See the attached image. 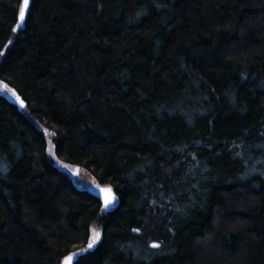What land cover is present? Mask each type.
<instances>
[{
	"label": "trees",
	"instance_id": "16d2710c",
	"mask_svg": "<svg viewBox=\"0 0 264 264\" xmlns=\"http://www.w3.org/2000/svg\"><path fill=\"white\" fill-rule=\"evenodd\" d=\"M21 5L0 0V264H264V0H30L15 31Z\"/></svg>",
	"mask_w": 264,
	"mask_h": 264
},
{
	"label": "water",
	"instance_id": "95a60500",
	"mask_svg": "<svg viewBox=\"0 0 264 264\" xmlns=\"http://www.w3.org/2000/svg\"><path fill=\"white\" fill-rule=\"evenodd\" d=\"M22 3H23V0H22ZM21 6H22V5H21ZM29 7H30V0H29L28 8H27L26 13H25V18H26L27 12H28V10H29ZM25 18H24L23 23L20 25V27L17 28V25L20 24V21H19V18H18V22H17V25H16V27H15V31H17L18 29L22 28V26L24 25V22H25ZM17 97H19V99H17ZM13 104L16 105V106L18 107L19 110H22V109L25 107V104H26V103H25V101H24L19 95L15 94V99L13 100ZM79 169H80V168H79L78 166L74 168V170L72 171V176H73V177L76 176V175L78 174ZM101 189H104V188H101ZM101 189L98 190V194H99V196H100V198H101L102 205H103V209H104V210H110V209L114 208L115 205H116V195H115L114 191L110 188V189L112 190V195L115 197L114 202H113L112 204H110L107 208H105V206H104V193L101 191ZM83 254H84V251H82V252H77V253H75V254L68 255L67 257H65V258L63 259V261H62L61 264H65V261H67L69 257L72 258L71 261L69 262V264H74V263L76 262V260H77L80 256H82Z\"/></svg>",
	"mask_w": 264,
	"mask_h": 264
},
{
	"label": "snow or ice",
	"instance_id": "6c2138e0",
	"mask_svg": "<svg viewBox=\"0 0 264 264\" xmlns=\"http://www.w3.org/2000/svg\"><path fill=\"white\" fill-rule=\"evenodd\" d=\"M28 4H29V0H23L22 6H21L20 11H19L20 24L17 25V28H19L20 25L24 21L25 13H26V10L28 8ZM13 95H15V93H13ZM17 99H19V97H17ZM101 191L104 193V206H105V208H107L110 204H112L114 202L115 197L112 195V190L110 188H104V189H101ZM99 236H100V234L98 232H95V231L93 232L92 243H90L88 245L89 248L93 247V244L97 240H99ZM71 259L72 258L69 257L68 260L65 261V264H69Z\"/></svg>",
	"mask_w": 264,
	"mask_h": 264
},
{
	"label": "rangeland",
	"instance_id": "374dc122",
	"mask_svg": "<svg viewBox=\"0 0 264 264\" xmlns=\"http://www.w3.org/2000/svg\"><path fill=\"white\" fill-rule=\"evenodd\" d=\"M69 172L72 173L74 167L68 168ZM74 183L82 189H88L92 191L100 190L104 186L97 183L95 178L85 169L80 168L76 176L73 177Z\"/></svg>",
	"mask_w": 264,
	"mask_h": 264
}]
</instances>
